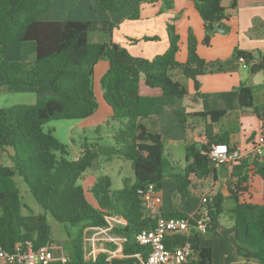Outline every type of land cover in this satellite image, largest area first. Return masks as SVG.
I'll return each instance as SVG.
<instances>
[{
	"label": "trees",
	"instance_id": "trees-1",
	"mask_svg": "<svg viewBox=\"0 0 264 264\" xmlns=\"http://www.w3.org/2000/svg\"><path fill=\"white\" fill-rule=\"evenodd\" d=\"M100 11L119 13L131 5V0H93ZM165 2L169 7L173 0H137L129 18H137L141 2ZM199 13L204 28L221 25L229 15L222 0H188ZM236 0L231 1L235 7ZM51 8L50 0H0V87L32 91L48 85L50 93L37 96L34 103H18L0 109V149L13 161V166L0 164V245L13 250L16 243L30 241L34 248L50 242V226L45 214H23L19 189L14 176L19 175L27 185L35 201L54 219L71 226H95L106 224L107 216H116L125 223L114 228L117 234L126 237L123 253L116 263L138 264L131 255L148 254V246L136 241L143 229L153 228L158 215L188 218L184 211L150 214L144 205L145 194L152 190L158 193L166 177L174 179L176 191L183 200L196 193L201 181L216 177V168L221 165L209 157L211 145L229 142L227 133L214 134L205 141L194 138L197 120L204 118L214 124L227 115L225 109L185 113L175 110L179 121L186 129L184 165L179 169L173 160L165 157L162 135L153 132L142 122L149 118L155 105V97L139 93V81L128 73L130 66L151 88H159L161 94L182 98L189 94L186 82L179 81L182 75L192 82L196 97L199 96L198 78L204 74L231 69L243 57L253 74L264 72V54L256 57L250 51L236 48L227 60H206L197 52V38L191 27L186 38V59L176 58L179 50V34L174 23L166 27L168 47L152 58L133 55L112 43H93L88 39L91 21L88 20H42L41 16ZM156 40L157 36H145ZM208 40V36L206 37ZM35 43V51L27 60H9L4 57L7 46L13 42ZM124 53L127 63H115ZM107 58L109 67L100 80L102 95L112 110V117L122 125L113 134L114 144L102 146L82 145L77 159L65 157L66 148L43 125L53 119H83L97 110L98 103L93 89L94 67L100 59ZM120 84H118V82ZM259 86L241 83L238 86V105L251 108L264 120V100L255 103V91ZM105 155L131 162L133 179L122 178V187L111 188L109 176H100L89 190L79 184L85 171L92 167V159ZM252 160V159H251ZM227 195L221 192L208 193L207 201L193 213L205 220L207 232L217 229L220 218L227 214L232 222L234 245L239 256L246 261L264 264V183L262 202L254 203L242 197L247 193L248 160L241 158L228 163ZM256 172L264 179V155L252 160ZM196 179L194 183L192 180ZM85 192L92 194L94 202L87 200ZM233 200L225 206V200ZM203 234L191 230L187 236L177 235L167 240L170 248L190 241L193 256L183 264H213L212 249L202 246ZM105 254L95 260L85 259L81 235L70 239L69 258L66 261L52 260L40 264H104Z\"/></svg>",
	"mask_w": 264,
	"mask_h": 264
},
{
	"label": "rangeland",
	"instance_id": "rangeland-1",
	"mask_svg": "<svg viewBox=\"0 0 264 264\" xmlns=\"http://www.w3.org/2000/svg\"><path fill=\"white\" fill-rule=\"evenodd\" d=\"M51 8L48 12L42 15L43 18H72V14L75 12L81 16L79 19L91 21V26L89 30V41L93 43H112V46L122 47L128 51V47L135 48L134 52L138 54H144V51L148 52L151 45H158L164 41L166 37V27L168 24L174 23L177 26V33L179 34V50L181 49L186 51V35L188 26H192L195 28H199L201 16L196 12H192L190 7V3L185 5V0H173L169 7L166 6L165 2L161 1V6H150L145 4L144 7L140 8L139 12L141 17L128 19L127 17L124 19L126 13H133L137 4V0H131V5L125 10L112 14L101 12L99 8L96 6L94 2H92L97 9L95 13L91 8V4L85 0H50ZM227 1V0H226ZM141 2L140 4H142ZM160 11L158 13V20L164 22L163 31H156L155 36L158 37L156 40H146L145 36H153L151 33H144L146 27L150 25L152 28L154 26V17L151 16V12ZM71 12L67 17L66 13ZM167 11H172L174 14L168 15ZM165 12V13H164ZM166 14V15H165ZM115 17L113 19L114 24L111 23V17ZM194 15V19L193 16ZM64 20V19H63ZM67 20V19H66ZM234 20V18H233ZM105 21V22H104ZM232 22V21H231ZM116 28L114 34H112V29ZM203 36L200 37L199 41L201 43L206 42V37L213 38V40H218L220 38L226 37L229 35L233 36V41L236 43V32L233 33L232 30L229 32L223 33L218 29H202ZM216 35V36H215ZM113 37V38H112ZM124 42L123 45L120 43ZM28 45H32L33 42L28 41L25 42ZM116 49V48H115ZM129 52V51H128ZM130 53V52H129ZM32 54L28 55L27 59ZM181 55V54H180ZM26 59V60H27ZM184 61V60H183ZM115 63H127V57L124 53L120 56L116 57L114 60ZM109 67V60L107 58L100 59L94 67L93 74V89L97 99L98 107L94 114L89 117L83 119H53L46 122L43 125L44 131L51 132L62 144H64L66 148L65 157L69 159H77L82 145H95L99 144L102 146L113 145L114 139L113 134L121 127L122 122L120 119L113 118L108 110V106L105 103L102 95V89L100 80L102 76L105 74L106 70ZM244 69V68H242ZM243 73H247L244 69ZM128 73L132 78L138 76L139 73H135L134 70L129 66ZM121 81L118 82L120 84ZM49 87L48 85H46ZM8 86L0 87V109L6 106H10L12 104L18 103H34L37 99V96L46 95L43 94L45 91L42 86L32 90H18L11 88L10 90H6ZM50 90V88H48ZM185 142V141H184ZM164 146V154L165 157L174 161L176 168L179 169L180 166L184 165V148L182 145L174 144L172 146L173 149H170L167 145V140L163 141ZM172 151V155L168 152ZM97 161L96 167H91L85 171L83 174V178L79 179V184L85 189V191L89 190L90 187L95 183V181L100 176H109L111 179V188L117 189L122 187V178L128 177L133 179V169L131 167V162L127 159L114 157L111 161L107 160L105 155H100ZM3 163L7 166H13V161L9 156L5 154V152L0 149V164ZM14 181L19 189V196L21 200V212L23 214H45L47 222L50 226V242L55 243L60 246L65 255L69 257L70 251V239L71 237H75L78 234L81 235V239L86 234H89L88 226H71L66 223H62L53 218V216L46 212L33 198L31 195L27 185L22 180L19 175L14 176ZM175 181L172 178L166 177L163 182L161 189L164 190L166 195V203L170 206H185L186 208H190L192 204H195L198 201V193L194 192L191 196L185 198L182 202L177 191ZM160 189V190H161ZM86 198L89 202L93 203L94 199L92 194L89 192H85ZM151 204L154 208L157 203L151 199ZM159 204V203H158ZM233 204V200H227L225 202V206ZM190 210V209H187ZM156 211V210H154ZM191 215V214H190ZM189 215V216H190ZM221 225L224 232H227L226 236H229V228L232 225V222L229 220L227 214H223L221 216ZM228 223V224H227ZM218 237H221L220 234L216 231L208 232L201 236L202 242L208 243L210 247H213L215 256H214V264H250L249 261H246L243 257L239 256L233 250V246L230 244L229 237H221L222 240H219ZM100 246H105L104 244H100ZM225 252L227 254L226 262H223L222 253ZM212 259V261H213ZM232 262V263H231Z\"/></svg>",
	"mask_w": 264,
	"mask_h": 264
},
{
	"label": "crops",
	"instance_id": "crops-1",
	"mask_svg": "<svg viewBox=\"0 0 264 264\" xmlns=\"http://www.w3.org/2000/svg\"><path fill=\"white\" fill-rule=\"evenodd\" d=\"M69 1V0H68ZM90 2L91 8L96 13L97 9L92 5L93 0H85ZM190 3L188 0H185V5ZM232 0H222V5L226 8V13L229 17L224 20L222 23H225L226 32L230 30L236 32V40L235 43L233 41L234 35H229L218 40H213V38H209L206 42L201 43L199 41L200 37L203 36L202 29L204 28V22L200 19L199 28H195L192 26H188L192 28L196 38H197V52L198 54L206 59V60H227L231 57L232 53L236 48L241 50L250 51L253 54L257 55L259 53L264 54V0H236L237 4L235 7L231 6ZM95 3V2H94ZM96 4V3H95ZM145 4L150 6H161V1L155 3H147L143 2L140 4V8L144 7ZM97 6V5H96ZM98 7V6H97ZM191 10L194 12L191 3ZM100 10V9H99ZM102 12V11H101ZM197 12V11H196ZM71 12H67V17ZM72 14V18H41L42 20H81V16L75 12ZM109 13V12H105ZM158 13H160L159 9L156 12H151V16L154 17V26L153 28L148 25L146 32L151 33V35L155 34L157 30L160 32L163 31V27H165L164 22L159 21ZM165 13V12H164ZM198 13V12H197ZM116 14V13H112ZM119 14V13H118ZM132 13H126L124 19ZM140 14V12H139ZM166 14L171 15L174 14L172 11H167ZM165 14V15H166ZM199 14V13H198ZM112 16V15H111ZM193 19H194V15ZM42 17V16H41ZM141 17V14L139 15ZM234 18V20H233ZM113 19L115 17H111V23L114 24ZM83 20V19H82ZM232 21V22H231ZM105 22V21H104ZM220 26V25H219ZM218 25H214L213 29L217 30ZM187 28V31H188ZM205 29V28H204ZM116 28L112 29V34H114ZM224 32V33H226ZM89 34V33H88ZM216 36V35H215ZM113 38V37H112ZM187 38V35H186ZM89 39V36H88ZM28 42V41H27ZM32 42V41H31ZM121 45L124 42L120 43ZM169 41L166 37L163 42L151 45L148 52L144 51V54H138L134 52L133 48L128 47V51L133 55H140L147 58H152L156 54L163 53L168 47ZM35 51V43L32 45H28L25 42H13L7 46V49L4 52V57L9 60H26L28 55L33 54ZM186 52L183 49L178 50L176 58L179 61H183L186 59ZM181 54V55H180ZM242 67L239 63L234 64L233 67L227 71L204 74L201 75L199 80V96L196 97V93L193 89L192 82L185 79L182 75L177 76L179 81H184L188 84L189 94L182 98L176 96H169L161 94V90L159 88H151L148 87L144 79L138 75L135 78L139 81V93L141 95H151L155 97V105L152 109V114L149 118L143 119L142 122L148 127L149 130L153 132H158L162 135V142L166 139L167 145L170 149H173L172 146L182 145L183 148L185 146V137H186V129L184 124H182L177 115L175 114V110H180L185 113H193V112H201V111H210L215 109H225L227 110V115L220 119L218 124H214L210 120H205L204 118H199L197 120V126L194 130V138L199 141H205L211 135L214 134H222L227 133L229 137V142L236 146H239L243 149L250 148L256 136L264 130V120L258 118L251 108H243L238 105V86L241 83L251 84L254 86H259L255 91V103H262L264 100V72L259 71L255 74L250 75L249 68H244L247 73H243ZM135 72V71H134ZM136 73V72H135ZM41 87V86H40ZM45 88L43 94H48L51 91L48 89L46 85L42 86ZM39 88V87H38ZM11 87H7L6 90H10ZM14 89V88H13ZM103 97V96H102ZM105 101V100H104ZM106 103V102H105ZM107 104V103H106ZM108 110L112 115V110L110 106L107 104ZM82 150V148H81ZM165 152V150H164ZM172 155V151L168 152ZM248 160V172H247V181L245 185L247 186V193L242 197L247 201H251L254 203L262 202V191H263V183L264 179L260 177V175L256 172L255 166L252 164V160L250 158H246ZM230 166L228 164H221L216 168V177H209L200 183H195L196 179L193 178V182L198 184L197 193L198 201L195 204H192L190 208H186L185 206H170L166 203V195L163 189H161L158 194L160 196V203L157 204L154 208H151L148 204L147 210L152 213H157L162 210L163 212H175V211H184L189 214H193L201 204V197L203 195H207L208 193L221 192L224 195H227V181L229 180ZM176 185V183H174ZM229 200L226 199L225 202ZM232 205V204H231ZM228 205V206H231ZM227 206V207H228ZM190 209V210H187ZM156 210V211H154ZM221 219V218H220ZM221 221L218 224L216 232L220 234L221 237H229L230 244L233 246L234 252H236V248L234 245V235L232 233L231 227L229 226V236L227 232L222 229ZM228 224V223H227ZM218 237L219 240L223 238ZM200 244L202 246L210 245L208 243H203L202 238L200 239ZM212 249V259L215 256L213 247ZM237 253V252H236ZM223 262H226L227 254L225 252L222 253ZM232 263V262H231ZM214 264V259H213ZM227 264H230L227 263Z\"/></svg>",
	"mask_w": 264,
	"mask_h": 264
},
{
	"label": "built area",
	"instance_id": "built-area-1",
	"mask_svg": "<svg viewBox=\"0 0 264 264\" xmlns=\"http://www.w3.org/2000/svg\"><path fill=\"white\" fill-rule=\"evenodd\" d=\"M238 63L248 68L243 57H239ZM209 157L217 163L223 164L241 158L255 160L264 155V130L257 136L250 148L243 149L239 146H230L224 142H217L211 145ZM157 204L161 199L158 193H153L151 189L145 194V199L150 207L153 206L150 200ZM207 201L206 195L201 197V202ZM150 214H154L150 212ZM118 223H125L116 216H107L106 224L88 226L89 234L82 238V250L85 259L95 260L101 253L105 254L104 264L116 263V259L124 258L128 255L123 253V243L126 237L117 234L114 228ZM191 230H196L206 234L207 225L204 219L191 214L188 218L164 217L158 215L153 228L143 229L136 235V241L148 246V254L142 256L140 252H135L138 264H183L193 256V249L190 241L186 240L173 248L167 244V240H173L177 235L187 236ZM104 244L105 246H100ZM69 257L65 255L63 249L55 243L48 242L46 245L34 248L28 240L16 243L13 250H6L0 245V264H40L52 260L66 261ZM250 264H262L258 261Z\"/></svg>",
	"mask_w": 264,
	"mask_h": 264
},
{
	"label": "water",
	"instance_id": "water-1",
	"mask_svg": "<svg viewBox=\"0 0 264 264\" xmlns=\"http://www.w3.org/2000/svg\"><path fill=\"white\" fill-rule=\"evenodd\" d=\"M213 27H214V25H209V29H213ZM225 27H226V25H225V23H222L219 27H218V30L220 31V32H226V29H225ZM115 48H117V47H115ZM253 73L252 72H250V75H252ZM97 161H98V158L97 157H94L93 159H92V167H96V165H97ZM143 204L144 205H146L147 204V201L146 200H144L143 201Z\"/></svg>",
	"mask_w": 264,
	"mask_h": 264
}]
</instances>
